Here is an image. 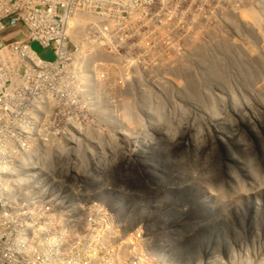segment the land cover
<instances>
[{
	"label": "rangeland",
	"instance_id": "1",
	"mask_svg": "<svg viewBox=\"0 0 264 264\" xmlns=\"http://www.w3.org/2000/svg\"><path fill=\"white\" fill-rule=\"evenodd\" d=\"M260 5L264 8V0H169L161 7L148 0L135 11L142 18L146 8L150 19L148 30L140 28V69H133V48L126 59L127 81L140 85L127 82L125 96L115 103L120 115L110 114L111 105L103 110L113 126L91 134L100 148L50 152L64 162L48 166L45 160L46 175L57 174L76 198L63 199L56 212L50 202L59 200L45 198L41 217L30 211V220L14 218L15 238L25 233L27 240L39 239L45 254L43 262L31 254L23 264H264ZM229 15L243 20L234 37ZM160 34L165 37H155ZM197 46L209 52L226 47L214 73L209 70L215 62L204 63L212 54L196 52L204 56L202 69L193 52H185ZM184 63L193 68L188 76L179 72ZM206 114L220 119L219 130Z\"/></svg>",
	"mask_w": 264,
	"mask_h": 264
},
{
	"label": "built area",
	"instance_id": "2",
	"mask_svg": "<svg viewBox=\"0 0 264 264\" xmlns=\"http://www.w3.org/2000/svg\"><path fill=\"white\" fill-rule=\"evenodd\" d=\"M125 17L120 0H0V264H23L31 254L43 262L39 239L27 240L25 233L15 238L14 218L30 220V211L41 217L45 198L59 200L50 202L54 212L63 199L76 198L72 187L63 189L46 175L43 162L56 157L52 152L45 159L44 152L96 146L82 134L91 111L85 108L90 113L81 114L79 125L77 115L67 113L73 127L58 101L94 97L106 104L114 97L109 85L128 82L127 45L133 47V69H140L139 36L128 38ZM102 18L117 19L102 26L96 23Z\"/></svg>",
	"mask_w": 264,
	"mask_h": 264
},
{
	"label": "bare ground",
	"instance_id": "3",
	"mask_svg": "<svg viewBox=\"0 0 264 264\" xmlns=\"http://www.w3.org/2000/svg\"><path fill=\"white\" fill-rule=\"evenodd\" d=\"M115 1V0H114ZM121 2H122V5H123V8H124V11H125V13H126V17H125V19H124V22H125V24H126V27H127V30L129 31V33H128V38H131V39H134V36H136L137 34H138V45L140 46V34H141V29H143L144 31H146V30H148L149 28H148V26H149V23H150V19L149 18H146L145 17V12H146V8L143 10V12L141 13L142 14V18H140V17H138V18H136L135 17V11L136 10H140V7H141V5L142 4H144V5H148V0H120ZM169 2V0H158V3L161 5V7H164V6H167V3ZM110 7H114V6H110ZM259 8H261V12L263 13V15H264V8H262L261 7V5L259 6ZM240 14V13H239ZM247 14V13H246ZM244 17V16H243ZM115 19H117V18H102V19H100V20H98V21H96V23L97 24H99V25H102V26H110V25H113L114 24V20ZM227 25H228V27L231 29V32H232V37H234L235 36V34H236V32H237V28H238V26H237V23H238V21L240 22V24H241V22L243 21V20H239V18H238V20H237V16L236 15H229V16H227ZM237 21V22H236ZM244 21H246V20H244ZM248 24V23H247ZM245 25V24H244ZM243 27V26H242ZM241 27V28H242ZM141 28V29H140ZM252 28H254V26H252ZM214 29H216V27L214 26ZM213 29V30H214ZM219 31H223V29H224V27L223 26H220L219 28ZM244 29V28H243ZM195 30H197V29H195ZM246 30V29H245ZM251 30V29H250ZM198 31V30H197ZM256 31V30H255ZM206 34V33H205ZM210 35H212L213 37H216V36H219V34H212V33H210ZM189 35H187V36H185V38L186 37H188ZM156 38H160V37H165V35L164 34H160V35H157V36H155ZM199 39H201V41H203V42H205L206 43V37H201V38H199ZM198 42H200V40L199 41H197V43ZM136 43H137V41H136ZM221 43V42H220ZM230 44V43H229ZM229 44H227V45H229ZM221 45H223V44H221ZM225 45V44H224ZM186 46V45H185ZM231 46V45H230ZM131 48H133L132 46H129V45H127V51L128 52H130L131 51ZM215 48H218L217 46H215ZM229 49V48H228ZM209 50V49H208ZM208 50H206V46L205 47H200V46H197V48H195L194 50H186L185 52H187V53H191V52H193L191 55H193V59L194 60H196V62L195 63H197V64H202L201 66H202V69H203V67L205 66V65H203L204 63H214V65H213V68L212 69H210L209 71H210V73H214L215 71V67L216 66H218L219 65V63L220 62H222L223 63V61L221 60V58L219 57V55L220 54H223V53H225L226 54V52H227V49H226V47L225 48H223V49H214L213 51H215V52H209ZM212 50V49H211ZM230 50V49H229ZM233 50V49H232ZM209 52L208 53V56H210L209 54H212L210 57H207V55H206V53L204 54V55H206L205 56V59H206V57L207 58H210V60H206V62H204L203 61V59H204V56L202 55V53H204V52ZM218 51H220L221 53H219V54H215V53H218ZM196 52H202V53H196ZM234 52H236V53H238V51H234ZM181 54H182V52H181ZM185 54V53H184ZM227 55V54H226ZM203 56V57H202ZM190 55H189V57H188V59L190 60ZM239 57V54L237 55V58ZM257 57V56H256ZM260 58V57H259ZM182 59V58H181ZM216 59H219L220 60V62L218 61V60H216ZM262 59V58H261ZM194 60H192L193 62H194ZM202 61L204 62V63H202ZM174 62V61H173ZM185 62V61H184ZM199 62V63H198ZM187 63V62H186ZM186 63H184L185 64V67H183V69H180L179 70V72H182L183 74H186L187 76H188V73L190 74V70H193V68L191 69V67H190V65H188V66H186ZM189 63H191V61L190 62H188L187 64H189ZM182 64V63H181ZM196 64V65H197ZM201 66L200 65H197V68L198 69H196V71L198 70H201ZM193 67H195V65H193ZM166 68V67H165ZM205 70V69H204ZM203 70V71H204ZM178 71V69L176 70V72ZM193 72V71H192ZM203 73V72H202ZM204 74H205V71H204ZM199 75V74H198ZM197 77V76H196ZM200 77V76H199ZM199 79V78H198ZM213 79V78H212ZM187 80H190V77H187ZM194 79H192V81H190V83H192V84H197V82H194L193 81ZM211 80V79H210ZM215 80V79H214ZM141 82V81H140ZM140 82H136V81H134V82H128V83H130V84H136V86L138 87V85H140ZM213 82H215V81H213ZM219 82V81H218ZM220 83V82H219ZM125 84H127V83H125ZM125 86L126 85H124V87L122 88L119 84H110L109 85V87H108V89H109V91H111V93H113L114 94V97H112L111 99H109V101H107L106 102V104L103 102V101H100V100H97V98H94L93 97V100L92 99H89V100H86V99H80V98H78L77 100H73V101H58V106L60 107V109L63 111V113H64V116L66 117V120H67V124H70V125H72L73 127L75 126V124L73 123V122H71V121H69L68 119H67V117L68 116H75V115H77V119H76V123L79 125V123H80V116H81V114L82 113H85L84 115H88V113H90V112H85V108L86 109H88L89 111H91V113H92V118H91V123H90V126H87L86 127V130H87V132H84V133H82L83 134V136L85 137V139H86V141H90L91 143H93V144H95V145H97V142H95L94 141V136H91V134H93L94 132H96V133H101V134H105V133H107V131L106 130H108V128H109V126H113V125H109L108 124V121H106V119H105V117H108V116H104L102 113H103V110L105 109V107L107 106V105H111V107H112V113H110L112 116H115V115H120V113H119V109H117L116 110V112H114V109H115V103L117 102V103H120V101L122 100V98H123V96L122 95H125V92H126V88H125ZM80 88V87H79ZM81 89V88H80ZM182 89V88H181ZM97 90H100V88H98V89H96V90H93L92 91V94L93 93H98L97 92ZM182 95L184 96V97H188V94H187V89H183L182 90ZM189 94H190V92H189ZM116 96V97H115ZM121 96V97H120ZM114 98H115V101H114ZM243 98V97H242ZM146 98H144L143 99V102H144V104L147 102L146 100H145ZM102 100H103V98H102ZM171 99H169V101H170ZM235 99L234 98H232L231 99V102H233ZM156 101V100H155ZM198 102H197V104L200 106V104L199 103H201L202 101H200V100H197ZM221 101V100H220ZM247 101V100H246ZM154 102V101H153ZM156 102H159V101H156ZM163 102V101H162ZM167 102V101H166ZM244 103V102H243ZM158 104H161V103H157V105ZM164 104V103H163ZM70 106H72V108H73V111L71 112V114H70ZM145 106V105H144ZM143 106V107H144ZM146 106H147V104H146ZM160 108L162 107V104L161 105H158ZM244 106V105H243ZM254 107V106H253ZM237 108V107H236ZM240 108V107H239ZM262 108L264 109V107L262 106ZM143 109V108H142ZM146 109V108H145ZM172 109V108H171ZM249 111V110H248ZM199 112H203V111H201V110H199ZM67 113H69V115L67 116L66 114ZM147 114H148V116L150 117H153L154 116V112H151V111H149L148 110V112H146ZM252 114V113H251ZM253 115V117L255 116V118L257 117V115L256 114H252ZM156 116V115H155ZM154 116V117H155ZM154 117H153V119H154ZM245 117V116H244ZM203 117L202 116H200V119L202 120V121H204V118L202 119ZM206 118H207V120L209 121H211L214 125H215V128L217 129V130H219L220 129V126H219V124H218V121L220 120V119H218V117H214V116H211V115H207L206 114ZM227 119V118H226ZM155 120V119H154ZM153 120V121H154ZM120 121H121V119H120ZM225 122V121H224ZM121 124H123V123H121ZM153 124V123H152ZM220 124H221V122H220ZM222 125H225V124H222ZM116 126H114V128H115ZM222 129V128H221ZM77 130L78 131H80V129L77 127ZM51 133L52 134H55V132H53V131H51ZM63 133V132H62ZM87 137H88V139H87ZM51 139L53 140V142H56V137L55 136H52L51 137ZM105 139V138H104ZM168 139V138H167ZM65 140H71L69 137H66L65 138ZM168 140H172V139H170V136H169V139ZM45 142H50V140L49 139H46V141ZM196 142V141H195ZM151 145H153L154 146V144H151ZM194 146V145H193ZM106 147V145L105 146H103L102 148H105ZM95 148H100V147H97V146H95L94 148H91V151H93V150H95ZM152 148V147H151ZM89 149V148H88ZM77 150H79V149H77ZM76 150V151H77ZM82 150H86V148H84V149H82ZM46 151V150H45ZM90 151V152H91ZM155 151V150H154ZM152 152V153H155V152ZM47 152H49V153H45L44 152V157H45V159H46V157H48V155L50 154V152H51V149H47ZM63 154V153H62ZM78 154V153H77ZM92 155H93V152H92ZM141 156H142V154H140ZM75 158H79V156H76ZM142 158V157H141ZM55 160V159H54ZM54 160H49V162L47 163V165L48 166H50V165H54V164H56V161H54ZM57 160H61L60 161V164H62L63 162H64V159L61 157V158H59V159H57ZM66 160H71L70 158L69 159H66ZM76 159H74V161H75ZM73 161V163L75 164V162ZM44 163V165L46 164L45 163V161L43 162ZM86 163V162H85ZM82 164V163H81ZM46 165V166H47ZM92 170V169H91ZM91 170H87L85 173H84V176L88 179V173L89 172H91ZM64 171V170H63ZM66 172L65 173H63L64 175L66 174V175H68V172L69 171H67V170H65ZM73 171L74 172H76L75 171V169L73 168ZM75 174H78L77 172L75 173ZM56 176L57 177H55V178H53L54 180H57L58 179V175L56 174ZM79 176V174L78 175H75V177H78ZM49 177H51V176H49ZM241 189V188H240ZM74 193V192H73ZM71 195V194H70ZM74 195V194H73ZM76 196V195H75ZM54 225V224H53ZM31 258V257H30ZM94 258V257H93ZM94 261V260H93ZM87 263H88V261H86ZM35 263V262H34ZM41 263V262H40ZM93 263V262H92ZM99 264V263H98ZM105 264V263H104Z\"/></svg>",
	"mask_w": 264,
	"mask_h": 264
}]
</instances>
